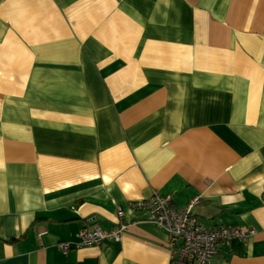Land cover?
I'll list each match as a JSON object with an SVG mask.
<instances>
[{
	"label": "crops",
	"instance_id": "obj_1",
	"mask_svg": "<svg viewBox=\"0 0 264 264\" xmlns=\"http://www.w3.org/2000/svg\"><path fill=\"white\" fill-rule=\"evenodd\" d=\"M155 193L264 264V0H0V264H170Z\"/></svg>",
	"mask_w": 264,
	"mask_h": 264
},
{
	"label": "built area",
	"instance_id": "obj_2",
	"mask_svg": "<svg viewBox=\"0 0 264 264\" xmlns=\"http://www.w3.org/2000/svg\"><path fill=\"white\" fill-rule=\"evenodd\" d=\"M200 201V197L196 196L185 207H178L172 196L155 193L148 199L132 202L130 209L141 212L144 222L166 232L170 264H211L222 246L233 240L247 241L255 235V230L205 227L195 213ZM124 216L120 209V222L110 230L98 225L84 228L79 234V241L63 242L59 246L60 250L66 253L84 247H98L107 241L122 242L131 226L122 221ZM43 234L45 231L40 232V236Z\"/></svg>",
	"mask_w": 264,
	"mask_h": 264
}]
</instances>
